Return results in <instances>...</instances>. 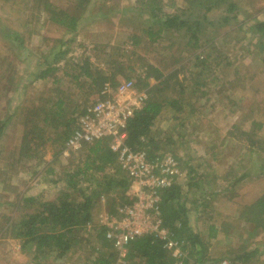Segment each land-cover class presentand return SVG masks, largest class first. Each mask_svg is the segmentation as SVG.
I'll return each mask as SVG.
<instances>
[{"label": "rangeland", "instance_id": "1", "mask_svg": "<svg viewBox=\"0 0 264 264\" xmlns=\"http://www.w3.org/2000/svg\"><path fill=\"white\" fill-rule=\"evenodd\" d=\"M43 1L0 0V122H5L0 136V264H34L8 229L23 212L21 199L34 196L42 201L54 200L62 189L68 188L66 175L84 165V150H67L64 145L63 152L57 155L58 147L52 139L63 128L45 121L40 130L35 129L37 119H41L33 117L32 112H44L43 106L56 110L51 102L62 98L67 118L76 117L79 109L100 99L101 90L97 92L87 77L81 75L77 81L74 78L85 64L106 73L115 66L117 84L113 89L132 80L137 90L147 91L146 87L158 83L150 77L151 66L166 75L160 79V86L166 89L165 99L176 98L183 84L184 105L180 113L174 112L177 120L168 108L157 120L156 158L170 155L178 162L181 201L188 208L194 231L204 237L210 223L220 225L217 236L209 240L207 257L229 258L233 256L229 251L240 253L258 248L257 254L243 264H264V230L251 234L252 223L243 218L246 207L264 194V130H254L257 141L249 147L246 135L241 136L231 127L236 124L253 132L250 123L264 120V43L259 45L251 30L254 21H264V0H233L239 9L228 13L230 17L237 14L228 23L223 20L225 4L208 13L207 18L201 19L197 33L201 47L187 43L191 33L186 27L150 41L148 28L156 30L159 23L147 19L137 0H90L84 12L72 0H48L80 15L76 31H67L51 22L42 9ZM162 4L163 11L169 14H182L187 9L185 0H163ZM203 11L198 7L190 9L183 19L188 18L194 28L193 18H201ZM92 18H98V25L89 30L86 25ZM6 30L17 32V40L14 36L8 40ZM138 36L140 40L135 44L134 37ZM213 41L220 49L216 64L222 65L229 56L233 65L218 74L204 71L201 76L197 74L200 78L191 74L194 56L210 53ZM60 49L66 52L54 61ZM128 65L134 70L125 69L123 73L118 69ZM47 68L55 70L39 77ZM174 70L177 75L168 76ZM147 73L151 74L148 78ZM144 80L149 86L138 87ZM42 111L38 113L41 115ZM32 128L42 134L29 143L33 155L29 158L24 156L22 147L25 133ZM114 171L109 166L94 175L113 176ZM242 173L245 177L234 182ZM190 182L195 184L192 193L185 197ZM87 186L85 181L79 184L80 189L86 190ZM202 193L205 199L201 198ZM74 199L82 200V196L75 194ZM95 201L92 217L98 222L101 215L109 213L111 205L106 195L96 197ZM92 247L83 244L79 249L84 252H77L67 262H45L91 264L92 256L98 254ZM115 253L116 264H128L127 256L120 259L116 250Z\"/></svg>", "mask_w": 264, "mask_h": 264}, {"label": "trees", "instance_id": "2", "mask_svg": "<svg viewBox=\"0 0 264 264\" xmlns=\"http://www.w3.org/2000/svg\"><path fill=\"white\" fill-rule=\"evenodd\" d=\"M74 5L79 10L84 12L87 9L90 0H72ZM140 8L145 10L148 15L147 19H155L159 23V27L155 30L150 26L148 28V36L150 41L160 39L163 34L170 31H182L186 27V31L191 34L188 36L187 43L193 46L199 45V38L197 36L200 26L202 25V18H207L208 13L220 7L221 4H225L223 20L225 23L234 20L237 16H228V13L238 11L239 7L233 0H185L187 3V9L182 11V14L174 13L169 14L163 11V0H137ZM44 11L49 15L51 22L59 27L64 28L67 31H76L79 28L80 15L75 12H69L60 6L48 3V0L43 1ZM70 2V0H68ZM39 6H42L39 4ZM198 10L203 8V14L200 17L193 18V24L195 27L189 25L190 20L183 19L184 13H188L190 9ZM90 10L87 12V14ZM189 14V13H188ZM84 15V14H83ZM98 18L89 19L87 25L89 30H92L94 26L98 25ZM9 29V28H8ZM255 37L258 39V44H263L264 41V21H254L251 25ZM4 31V29L2 30ZM7 31V30H6ZM5 36L10 40V36L18 38V34L15 31L5 32ZM74 36L72 37V39ZM136 39L135 44L140 40V37H134ZM12 40V39H11ZM215 41L212 42V50L208 54H196L194 56V62L192 64L191 74H199L207 70L216 72L217 74L223 69H227L232 66L234 60H230L229 56L226 61L221 65L217 60V56L220 54V49L215 47ZM99 47H102L100 45ZM96 49V48H95ZM66 50H59L56 56L53 58L57 61L60 56L64 55ZM117 64H121L118 62ZM76 68V65L74 66ZM109 70L108 73L98 68H92L90 65L85 64L79 67L78 74L74 75L77 81L79 77L84 75L90 80L94 89H102L105 83H109L112 88L116 83V68ZM119 67V68H118ZM117 68L123 72L133 71L134 68L130 65L127 67L118 66ZM153 70L152 75L147 73L146 78L152 77L154 80H158L157 84H153L151 87L145 80H138L140 82L138 87L144 85L147 88L148 98L143 106L134 111L126 121L125 132L127 135L126 143L133 150L146 151L149 160H156V152L159 150V146L155 141V134L157 132V120L165 109H170L172 113H180L183 110L185 94L184 86L181 84L182 89L179 90L176 98H167L164 96V86H160L162 81L166 77L159 68L151 66ZM55 68H47L44 72H41L39 77H44L49 71H54ZM124 73V72H123ZM124 75V74H123ZM168 75V74H167ZM177 75V71L174 70L168 76L174 77ZM198 76V75H197ZM198 76V77H199ZM128 76H125L127 78ZM200 78V77H199ZM149 86V85H148ZM166 90V89H165ZM51 101L49 100V103ZM57 109L53 107L43 106L42 110H33V117L41 119L36 121L34 128L41 126V122L49 121L55 122L56 125L62 127L61 132H57V136L52 139V143L58 147L57 155L63 152V147L68 138L73 134L76 129L77 116L84 112V108L79 109L76 117L70 116L67 118L66 102L62 98H58L56 102H51ZM38 110V111H37ZM42 111L40 115L38 112ZM75 111V110H73ZM174 113L173 119L177 120ZM58 122V123H57ZM4 123L0 122V136L4 129ZM37 123L39 124L37 126ZM182 125V124H181ZM236 132H239L241 136L246 135L249 147H252L257 140L254 139V130H264V120H255L250 123V127L253 132H248L243 126L233 124L231 126ZM28 130L24 135V146L22 151L24 156L29 158L33 155L29 143L35 140L36 137L41 136V132L34 130ZM249 129V130H250ZM259 130V137L260 135ZM33 132V133H32ZM234 132V131H233ZM232 132V133H233ZM168 142V138L165 139ZM106 139L96 140L87 144H84L81 151L84 150L86 155L84 165L78 166L75 170L69 172L66 175V185L68 188L62 189L60 194L56 196L54 200H40L38 197L26 196L22 200V211L20 213L19 220L14 221L8 229L12 232V237L20 241L21 251L27 254L31 262L34 264H46L45 261L50 260L54 263L60 260L67 262L69 258H75L77 252L81 251L79 248L83 244L93 246L92 251L98 252L97 255L92 256L91 264H116L117 255L115 253L113 243L106 237L107 227L95 222L93 215V208L95 205V198L106 195L107 200L110 202L111 208L109 213L115 214L117 207L130 202L127 196V191L130 186L126 173L119 167L117 162L116 153L108 146ZM260 149L261 146L258 145ZM109 166L114 167L115 171L113 176L103 175L102 177L94 175L96 172L105 171ZM51 173L54 172L52 168L49 169ZM245 177L242 173L240 177L236 178L234 182H238ZM81 181L87 182L88 189H80L79 184ZM195 183L190 182L188 186V194L192 193V187ZM90 185L92 186L90 189ZM198 187V186H197ZM90 189V190H89ZM89 190V193H84ZM77 192V193H74ZM78 194L82 196V200L74 199V195ZM183 196V188L180 184L172 185L161 191L160 212L162 225L169 229L172 237L181 246L184 252L183 257H175L172 252L164 246V242L151 235H144L138 237L127 246L126 261L128 264H218L222 260H228L229 264L246 263L250 261L258 252V248L254 250H242L240 253L232 251L229 253L233 256L227 257V255L221 258H210L208 255V243L209 240L217 236L220 231V225L217 226L214 223H210L207 228V236L194 231L190 224V216L188 215V208L184 202L181 201ZM205 196V194H204ZM203 193L201 198L203 197ZM205 199V198H204ZM21 201H18L20 206ZM243 218L246 222L252 223V232L258 233L260 230H264V194L260 196L254 203L246 207ZM255 233V234H256ZM249 237H252L250 235ZM94 244V245H93ZM98 244L99 247H95ZM85 247V246H84ZM94 248V249H93ZM222 259V260H221ZM79 260V259H78Z\"/></svg>", "mask_w": 264, "mask_h": 264}, {"label": "built area", "instance_id": "3", "mask_svg": "<svg viewBox=\"0 0 264 264\" xmlns=\"http://www.w3.org/2000/svg\"><path fill=\"white\" fill-rule=\"evenodd\" d=\"M100 95L77 116L76 129L65 143L67 150H80L84 144L106 139L129 180L130 202L118 206L115 214L101 215L98 223L107 227L106 237L120 259L126 256L130 242L144 235L160 239L173 256L183 257L181 246L162 225L160 212L161 191L180 184V166L170 155L151 161L146 151L133 150L126 143V121L146 102L147 91L137 90L128 80L114 89L104 84ZM218 264L229 262L222 260Z\"/></svg>", "mask_w": 264, "mask_h": 264}, {"label": "crops", "instance_id": "4", "mask_svg": "<svg viewBox=\"0 0 264 264\" xmlns=\"http://www.w3.org/2000/svg\"><path fill=\"white\" fill-rule=\"evenodd\" d=\"M181 179V178H180ZM182 182H181V180H180V184H181Z\"/></svg>", "mask_w": 264, "mask_h": 264}]
</instances>
